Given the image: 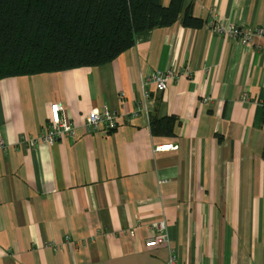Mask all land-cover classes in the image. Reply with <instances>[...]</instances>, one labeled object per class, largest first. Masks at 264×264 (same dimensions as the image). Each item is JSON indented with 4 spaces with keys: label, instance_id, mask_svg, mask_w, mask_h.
I'll return each mask as SVG.
<instances>
[{
    "label": "crops",
    "instance_id": "1",
    "mask_svg": "<svg viewBox=\"0 0 264 264\" xmlns=\"http://www.w3.org/2000/svg\"><path fill=\"white\" fill-rule=\"evenodd\" d=\"M192 2L201 27L176 21L110 63L0 80V264H264V34L247 44L209 26L212 10L264 26V0ZM155 70L175 75L163 91L146 88ZM54 98L76 133L32 145ZM102 104L119 127L88 132ZM155 109L178 116L175 136L152 133ZM160 219L167 242L148 248Z\"/></svg>",
    "mask_w": 264,
    "mask_h": 264
},
{
    "label": "trees",
    "instance_id": "2",
    "mask_svg": "<svg viewBox=\"0 0 264 264\" xmlns=\"http://www.w3.org/2000/svg\"><path fill=\"white\" fill-rule=\"evenodd\" d=\"M192 3L0 0V80L110 63L130 49L139 34L176 21L201 27L205 20L192 13ZM156 110L149 114L152 133L175 136L178 116H159ZM258 124H263L261 118Z\"/></svg>",
    "mask_w": 264,
    "mask_h": 264
},
{
    "label": "built area",
    "instance_id": "3",
    "mask_svg": "<svg viewBox=\"0 0 264 264\" xmlns=\"http://www.w3.org/2000/svg\"><path fill=\"white\" fill-rule=\"evenodd\" d=\"M217 12L211 11L209 18L210 29L214 32L223 34L227 38H239L242 42L251 44L255 35L264 34V26L237 25L233 22H226L217 18ZM208 26V28H209ZM175 75L170 70H155L146 78V88L152 84L157 90L163 91L167 88L170 78ZM117 112L108 105H95L86 113L83 126L88 132H108L115 130L119 125ZM138 116V112L133 113L132 119ZM76 133V126L72 123L68 107L58 99H54L50 104V115L46 127L35 135L26 138V141L32 145L40 143L54 144L59 140L73 136ZM176 143L161 144L156 150L177 149ZM8 149L4 139L0 135V154H4ZM167 221L165 219L157 220L153 223V229L156 232L146 242V247L160 246L167 242ZM70 237L66 236V240ZM167 264H177V255L170 254Z\"/></svg>",
    "mask_w": 264,
    "mask_h": 264
},
{
    "label": "rangeland",
    "instance_id": "4",
    "mask_svg": "<svg viewBox=\"0 0 264 264\" xmlns=\"http://www.w3.org/2000/svg\"><path fill=\"white\" fill-rule=\"evenodd\" d=\"M216 33H217V32H216ZM218 34H220V33H218ZM54 99H55V98H54ZM54 99H53V100H54ZM53 100H52V101H53ZM48 118H49V117H48ZM118 119H119V116H118ZM119 124H120V122H119ZM118 127H119V125H118ZM118 127H117V128H118ZM117 128H116V129H117ZM112 131H114V130H112ZM112 131L101 132V133H104V134L106 133V134H107V133H110V132H112ZM175 143L178 144L177 142H175ZM168 144H169V143H168ZM178 146H179V144H178ZM178 148H179V147H178Z\"/></svg>",
    "mask_w": 264,
    "mask_h": 264
}]
</instances>
